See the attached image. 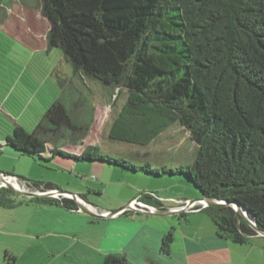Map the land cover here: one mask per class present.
Returning <instances> with one entry per match:
<instances>
[{
    "label": "trees",
    "instance_id": "trees-1",
    "mask_svg": "<svg viewBox=\"0 0 264 264\" xmlns=\"http://www.w3.org/2000/svg\"><path fill=\"white\" fill-rule=\"evenodd\" d=\"M41 6L50 24L48 48L62 50L77 77L74 85L89 77L119 89L118 97L122 87L128 90L117 118L121 126L118 132V124L111 126L110 139L148 146L180 122L197 146L193 165L157 169L93 145L69 155L155 176L181 175L200 198L244 205L264 231V0H41ZM59 85L64 90L67 83ZM61 98L33 131L15 127L7 144L43 158L47 143L57 144L62 126L85 135ZM49 152L64 155L57 146ZM62 204L77 208L70 199ZM203 211L223 238L245 244L256 236L229 207ZM172 241L170 232L163 252L169 253ZM103 264H127V259L108 255Z\"/></svg>",
    "mask_w": 264,
    "mask_h": 264
},
{
    "label": "crops",
    "instance_id": "crops-1",
    "mask_svg": "<svg viewBox=\"0 0 264 264\" xmlns=\"http://www.w3.org/2000/svg\"><path fill=\"white\" fill-rule=\"evenodd\" d=\"M1 15L3 18L0 19L5 20L1 26L7 23L6 19L13 17L9 11ZM18 25L23 26L22 23ZM9 32L6 36L12 37L17 33V28L13 27ZM23 33L26 38L18 40L23 43V54L27 58L20 57V69L14 67V72L9 65L11 74H14L12 78L3 76L0 80L4 86L0 90L1 159H19V162L37 169L40 174L42 169L54 168L69 172L64 181L69 180L74 194L83 197L97 213L119 211L141 196L143 203L154 205L156 202L146 192H155L165 199V211L180 206L179 200L197 198L198 190L191 189L190 182L181 175L155 176L141 169L135 171L102 161L76 160L69 155L79 156L86 147L75 149L71 145L48 142L46 153L40 158L25 155L7 144V137L17 126L33 131L53 101L59 98L43 99L37 90V74L31 70L28 52L42 51L46 44L48 48L45 34L41 30L35 33L25 30ZM52 76L58 80L54 74ZM68 77L70 74H63L61 81H67ZM37 97L40 102H36ZM36 103H40L41 110L37 111ZM31 111L33 113L29 115ZM25 116L30 120L27 126L22 124ZM54 146L59 147L64 155H50L49 150ZM99 148L101 153L110 154ZM131 163L138 167L150 165L148 161ZM162 167L168 166L163 163L159 168ZM0 170L9 176L39 183L41 190V187L45 190L46 185H52L51 189L57 190L63 187L59 180L56 184L28 179L17 168L7 170L1 162ZM77 175L89 179L93 177L91 182L88 181L92 187L78 184ZM36 179L41 178L37 176ZM131 189H137L138 193ZM141 190L145 192L141 194ZM107 196L110 197L109 202L101 204L100 201ZM62 200L0 191V264H33L31 259H36L35 264L39 261L43 264H103L108 255L123 256L127 264H264V242L261 241L264 237L252 236L245 244L234 243L219 236L216 225L205 211H187L171 216L128 211L97 219L65 207ZM170 232L173 233V241L169 253H165L161 247Z\"/></svg>",
    "mask_w": 264,
    "mask_h": 264
},
{
    "label": "rangeland",
    "instance_id": "rangeland-1",
    "mask_svg": "<svg viewBox=\"0 0 264 264\" xmlns=\"http://www.w3.org/2000/svg\"><path fill=\"white\" fill-rule=\"evenodd\" d=\"M20 5H22V11H20ZM41 7V0H0V18H3V16L1 15L2 13L8 11L12 12L13 15L12 18L9 17V19H6L7 23L4 26H1V23L5 20L0 19V63L6 66L4 67L1 64L2 68L0 69V80H2L3 76L6 79L12 78L14 74H11L9 65L12 66L11 70L14 72V67H17L18 70L20 69V57L22 58L24 56V58H27L26 55L23 54L24 45L19 41L20 39L26 38L23 33L25 30L28 33H30L31 30L33 31V33H35V31L37 32V30H41L43 31L45 36L48 35L50 31V24L48 19L43 15ZM18 23H22L23 26H19ZM13 27L17 28V33L13 35L14 37H10L8 35L6 36L7 33H10L9 30H11ZM43 48L44 50L42 51L33 52L31 50L32 52H28L30 61L32 62L31 70H34V72H36V76L38 78L37 90H39L40 95H43V99L45 97L47 99H50L51 97H53L54 99L59 97L58 99H60L62 97L61 99L64 102L65 108L71 116L73 123L82 125L87 130V133L83 135L84 132L74 131L73 129H69L66 126H62V130L57 131V142L59 144L71 145V147H76L75 149H82L87 145L98 146L101 147L103 151L110 152V155L115 156L116 158H122L134 163L148 161L152 167L157 168L161 167L163 163L168 167L191 166L194 164L197 155V146L196 143L191 140L190 132H188L180 122L172 124L170 128H168L148 146H138L110 139V128L111 126H115L119 122V119L117 118L128 99V90L122 87L121 95L118 97L117 95L119 89H115L114 91L110 85L94 78L91 79L87 76L85 82L84 80H82L83 84L78 87L72 82V80L77 77H73L72 66L64 59L62 50L59 48H47V44ZM67 73L70 74V78L68 77L67 79L68 83L67 81H64L65 79L63 81L68 85L65 86L64 90H61V86L59 85L58 80L63 79V74L65 75ZM52 74H54V76H56L58 80L53 78ZM34 76L30 77L33 78ZM44 77L46 78V80H43V82L42 78ZM75 87L79 88V90H77V88ZM3 88L4 86L0 84V90H2ZM36 102H40L39 97H37ZM36 104H38V107H36L38 109L37 111L41 110L40 103ZM32 113L33 111H31L29 115ZM91 117L92 119H90ZM27 121L30 120H28V117L25 116L22 124L25 123L24 125L27 126ZM116 126L117 128L115 130L118 132L121 124H118ZM1 144L0 150L3 146V144L2 146ZM0 162L7 168V170L17 168L19 172L26 174V177L28 179H35L33 181L46 180L47 182L52 181L56 183L59 180V182H61L60 184H62L63 186L59 187L61 191L74 193L72 189L73 187L68 184L70 181H64L65 179H67V175H70L69 172L60 171L57 168H54L53 170L42 169L41 174L43 175V177H40V171L34 168L31 169L29 165L27 166L22 164V162H19V159L10 160L0 158ZM0 172H3L1 175L4 178L6 176H9L7 174H4L5 171L0 170ZM6 172L10 173V171ZM37 176L41 179H36ZM4 178L2 180L0 179V183H4V181H7V179ZM76 178L78 184L92 187V185H90L88 181L91 182L92 179H94L93 177L92 179H89L77 175ZM11 183L13 186L17 185L18 189L22 191L36 193V191L39 190L32 181H24L23 179L18 178V180L15 181L12 179ZM190 185L191 189H195L194 185L191 182ZM22 187H25L26 189L23 190ZM41 188L44 189V187ZM6 189L8 192L13 193L9 188ZM52 191H54V189H45L42 194H51ZM131 191L135 192V194L138 193L137 189H131ZM140 192L142 194L145 192V190H141ZM146 193V195L154 199V201L156 202L154 205L143 203L140 200V198L142 197L141 196L136 200L144 204L146 207L142 210H138L135 208L133 210L126 209L125 212L137 210L149 213L151 212V210L149 211L148 207H152L155 210L151 212L153 213V215H155L157 211H165L163 204L166 202L165 199L156 195L155 192ZM151 193L154 195H151ZM197 195L198 196L196 199L179 200L178 202L191 201L194 205H203L204 203L199 200L202 199L200 198V194ZM39 197H49L56 199L57 196L42 195ZM91 197L93 199L95 198L93 197V195ZM109 199V196L104 197L103 200L100 201V203L107 204L109 202ZM170 202H177V200H171ZM209 222L211 223L210 220ZM257 235L258 234L256 233V236ZM263 239L261 241L264 242ZM31 262L35 264L36 259H31ZM38 264H43V262L39 261Z\"/></svg>",
    "mask_w": 264,
    "mask_h": 264
},
{
    "label": "water",
    "instance_id": "water-1",
    "mask_svg": "<svg viewBox=\"0 0 264 264\" xmlns=\"http://www.w3.org/2000/svg\"><path fill=\"white\" fill-rule=\"evenodd\" d=\"M6 187L9 188L12 192L21 195V196H26V197H39V196H49V195H56V196H60V195H67L69 196L71 199L74 200L76 206H77V210L81 213H84L88 216H91L93 218H97V219H102V218H109L111 216L116 215L117 213L122 212L124 209H132L131 207H129V205H127L126 207H124L123 209H120L119 211H113V212H109L107 213V215L101 214V213H97L96 211H94L92 209V207L87 203V201L81 197L78 196L74 193H69V192H65V191H61V190H54L52 191L51 194H38V193H32V192H27V191H22L16 188H13L11 185H8L6 183ZM202 199H207L208 203L206 204V207H229L231 208L238 216H240L259 236L264 237V231L261 230L260 228L257 227L255 221L251 218V216L249 215V212L247 210V208L242 205L241 203L237 202V201H226V200H214V199H208V198H202ZM198 206L197 205H187V206H179L173 209H169L166 211H157L155 215H160V216H171V215H176V214H180L183 212H186L187 210H193V209H197ZM149 214H153L151 212H149Z\"/></svg>",
    "mask_w": 264,
    "mask_h": 264
},
{
    "label": "built area",
    "instance_id": "built-area-1",
    "mask_svg": "<svg viewBox=\"0 0 264 264\" xmlns=\"http://www.w3.org/2000/svg\"><path fill=\"white\" fill-rule=\"evenodd\" d=\"M2 173H0V179L2 180L4 177H2V175H1ZM4 179H7V181H9V182H11L12 181V179L15 181V180H18V178H14V177H11V176H6ZM7 181H4V183H0V188H4L5 186H6V183H7ZM25 181V180H24ZM23 188V190H25L26 188L25 187H22ZM28 189V188H27ZM37 190V189H36ZM42 193V191L40 190H37L36 191V193H38V194H41ZM151 195H154V194H152L151 193ZM190 202V201H189ZM189 202H179V205H183V206H187L188 204L187 203H189ZM198 206V208L197 209H193V210H187V211H201V210H203V209H205L206 208V204H203V205H197ZM129 207H131V208H135V209H138V210H142V209H144L146 206L144 205V204H142L141 202H139L138 200H134V201H132L130 204H129ZM149 208V211L151 210V212L152 211H155L152 207H148ZM126 209H124L122 212H124ZM107 214V213H106ZM106 214H104V215H106Z\"/></svg>",
    "mask_w": 264,
    "mask_h": 264
},
{
    "label": "clouds",
    "instance_id": "clouds-1",
    "mask_svg": "<svg viewBox=\"0 0 264 264\" xmlns=\"http://www.w3.org/2000/svg\"><path fill=\"white\" fill-rule=\"evenodd\" d=\"M47 37V36H46ZM4 188H7L6 186L4 187ZM41 189H39V191H40ZM54 190H57V189H54ZM42 192H44V189H42L41 190ZM42 194V193H41ZM61 199V198H63V199H70L71 200V198L69 197V196H67V195H60V196H57L56 197V199ZM73 200V199H72ZM181 206V205H180ZM179 207V206H178ZM176 208V207H175ZM207 208V207H206ZM77 209V208H76ZM171 209H173V208H171ZM204 210V209H203ZM203 210H201V211H203ZM137 211V210H136ZM195 211V210H194ZM125 212V211H124ZM187 212V211H186ZM120 213H122V212H120ZM184 213V212H183ZM101 214H106V213H101ZM107 215V214H106ZM257 236H259V235H257ZM261 237V236H260Z\"/></svg>",
    "mask_w": 264,
    "mask_h": 264
},
{
    "label": "bare ground",
    "instance_id": "bare-ground-1",
    "mask_svg": "<svg viewBox=\"0 0 264 264\" xmlns=\"http://www.w3.org/2000/svg\"><path fill=\"white\" fill-rule=\"evenodd\" d=\"M13 183V182H12ZM12 183L11 182H7V184L8 185H11L13 188H16V189H18V186L17 185H12ZM15 184V183H14ZM199 200H201V202H203L204 204H207L208 203V200L206 199H199ZM203 200V201H202ZM188 205H194L191 201L189 202V203H187Z\"/></svg>",
    "mask_w": 264,
    "mask_h": 264
}]
</instances>
